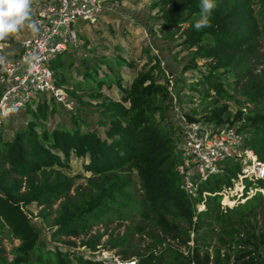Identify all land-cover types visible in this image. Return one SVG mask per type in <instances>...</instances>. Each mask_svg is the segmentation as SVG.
Returning a JSON list of instances; mask_svg holds the SVG:
<instances>
[{"label": "trees", "instance_id": "trees-1", "mask_svg": "<svg viewBox=\"0 0 264 264\" xmlns=\"http://www.w3.org/2000/svg\"><path fill=\"white\" fill-rule=\"evenodd\" d=\"M215 2L212 27L201 31L193 27L199 18L200 0H154L150 7L158 12L153 19L161 22L165 40L172 35L170 27L188 23L179 45L182 50L192 47L195 50L190 52L183 71L199 70L201 79L194 84L201 86V96L206 98L213 90L219 98L206 103L201 112L190 110L184 114L185 118L237 126L245 133L244 146L264 162V75L251 78L248 86L240 88L242 99L234 98L225 89L227 75L240 79L248 74L247 60L256 55L264 18L260 24L251 0ZM62 53L51 63L57 85L64 88L71 100L79 102L81 111L85 105L93 106L97 121L87 120L85 114L66 111L71 126L61 122L50 128L47 125L55 115L56 105L51 106L44 96L35 107L27 105L25 124L16 127L10 137H5L3 132L11 127V122L7 127H0V236L6 234L19 241L12 249L11 261L0 250V264H115L113 260L74 251L71 247L76 244L61 237L86 235L93 225L134 218L140 222L129 227L122 237L112 238L105 244L110 249L123 248L118 254L120 261L264 264V195L261 192L264 193V178L244 177L246 199L223 209L219 192L232 187L240 173L238 163L225 162L223 172L201 182L198 197L189 199L176 170L180 156L172 121H165L173 97L159 61L137 72L126 85L120 76L111 72L109 64L108 73L101 77L97 73L101 61L86 64L79 71L85 82H92L88 93V98L96 101L92 104L84 100L86 89L78 93L79 82L76 88H68L62 74L64 65L57 61ZM197 58L214 61L208 73L200 71L195 62ZM119 62L127 64L121 58L117 59V65ZM161 79L164 81L160 82ZM112 81L120 92L117 99L102 91V86L110 88ZM178 81L183 83L184 78L177 79L175 86ZM190 89L195 90L192 86ZM220 99L231 100L236 110L232 112L228 103ZM72 159H82L83 171L90 174L84 179V185L77 181L80 175L69 174ZM250 187L257 190L248 197ZM72 188L74 192L69 194ZM202 192H207L205 200ZM202 200L206 203L205 209L196 211L195 203ZM57 201L55 217L51 218L52 206ZM31 206L40 207L38 216L51 227V239L68 245L69 249L47 245L40 227L32 222ZM144 223L151 226L148 235L160 248L157 250L153 245L144 253L128 252L129 233L144 232ZM152 230L162 236L154 235ZM191 232L193 243L189 245ZM100 237L101 234L91 235L81 245L94 252ZM167 237L182 244L186 253L170 245L162 247ZM213 237L216 244L211 255L208 247Z\"/></svg>", "mask_w": 264, "mask_h": 264}, {"label": "rangeland", "instance_id": "rangeland-1", "mask_svg": "<svg viewBox=\"0 0 264 264\" xmlns=\"http://www.w3.org/2000/svg\"><path fill=\"white\" fill-rule=\"evenodd\" d=\"M153 1L154 0H102L103 4L106 5V8L96 20L89 22V20L78 19L75 23H73L72 26L80 37V45L77 49H68L63 52L57 58V61H60L64 65L62 74L65 76L68 88H76L79 82L81 91L78 90V93H81L83 89H86L87 91L84 96V100L95 104L96 101L94 99L88 98V93L92 90L90 87L92 82H85L79 71V69L83 70L86 64L91 65L92 61H101L102 63L98 64L97 71L100 77L108 73L109 64L112 68L111 72L120 76L122 83L126 85L131 82V79L137 74V72L142 69H149L158 60L160 70L164 73L165 77L169 79V83L167 84L168 88L171 85L170 81L173 83V88H171V92L173 93L171 96L173 99L168 105L165 121H172V129L174 131L173 135L175 138V145L177 146L180 138L179 135H181L179 132V126L183 115L188 113L190 110L201 112L203 111V107H205L206 103L219 98L213 90L209 91L206 98L201 96V86L194 84L199 82L201 79L199 70L187 69L183 71L190 52L195 50V47L182 50L181 44L179 45L183 38V30L187 28L188 23H182V26L181 24H177L176 26L170 27L172 35L169 39L165 40L166 32L163 28H160L161 22L153 19V17L158 15V12L150 7ZM251 1L254 13L258 17L259 23L262 24L261 18H264L262 16L264 15V2L261 3L259 0ZM28 28L29 27L25 26L18 33L10 35L5 40L0 41V44L4 45L6 48L7 55L11 56L20 50L21 41L28 35ZM118 58L125 60L127 64L119 62L117 65L116 61ZM247 61L250 63V69L248 74L243 78L236 79V77H232L230 75L226 76L225 89L234 98L242 99L239 91L240 88L248 86L251 78L254 77V79H259L262 75H264V30L258 40L256 55L254 58L251 57ZM195 62L200 71L204 73H208L207 69H209L211 64L214 63V61L201 58H197ZM128 63L133 65H129ZM110 75L112 78V74ZM180 77L184 78L183 83L178 81V85L175 86V81H177ZM163 81V79L160 80V82ZM227 83H230V86ZM191 86L195 90H191ZM232 87L234 90H232ZM102 91L104 94L112 97L113 99H117L120 95L119 89L114 81L111 82L110 88L105 85L102 86ZM44 96L46 101L50 103L51 106L56 105L54 112L55 115L51 117L52 119L47 125L50 128L61 122H65L71 126L72 123L69 115L66 114V111L85 114L87 120L94 122L97 121V114L93 112V106L90 107L85 105V109L81 111L82 108H80L81 105H79V102L77 103V101L72 100V107L67 108L65 106H61V103L58 104L49 93H46L45 95L43 93H36L34 98L30 99V101L25 104V106L16 115H13L6 120L3 126L7 127L6 125L10 121L11 127H7V129L3 132L5 137H10L16 127L25 124L26 118L24 111L27 105L35 107L38 100L40 101ZM219 101L227 102L232 112L236 110V106L231 100L227 101V99H220ZM246 105L250 107L252 106L249 103ZM86 111H89V113ZM81 164L82 159H72L70 162L71 168L69 174L70 176L80 175L81 178L77 179V181H79V184L84 185V179L89 177L90 174L83 171ZM241 187L242 186L239 181H237L234 182L231 189L224 191L220 199L221 208L225 209L226 207H232L238 202L244 201L245 198L239 197L243 192L240 191ZM73 192L74 189L72 188L69 194H72ZM254 192L255 191L249 193L248 196L253 195ZM58 203L59 201L54 203L52 206L51 218L55 217V210ZM205 207L206 203L201 206L202 210H204ZM39 210L40 207L31 206L29 213L32 217V222L40 227L42 237L46 240L47 245L49 247L59 245L63 249H69L70 247L68 245L61 244L60 242H56L51 239L52 229L47 222L43 221L42 218L38 216ZM258 221V224L260 225V217H258ZM137 222H140L139 218L126 221H113L106 225H93L90 227V230L86 235H80L78 237L62 236L61 238L73 241L76 246L73 248L71 247V249L74 251H79L88 256H96L99 259L113 260L117 263L120 258V255L118 256V254L123 248L116 247L110 249L105 247V244H107L112 238H120L125 235L127 229L132 227V225ZM144 225H146V223H144ZM150 228L151 226L146 225L145 231L142 233H129L127 244L128 252L144 253L147 252L153 245H156L157 250L160 248L148 235L150 234ZM151 233L162 236L159 231L152 230ZM95 234H101V237L99 244L96 246V251L92 252L87 247L82 246L81 242ZM165 239L166 240L162 247L170 245L174 249L178 248L180 251H186V248L182 244H178L177 240H171L169 237ZM192 239L193 233L191 232L190 241L188 242L189 245L193 243ZM209 243L210 246L208 247V250L212 255V246L216 244L215 237H213ZM18 244L19 241L17 239H11L6 234L1 235V255H3L8 261H11L14 257L12 249Z\"/></svg>", "mask_w": 264, "mask_h": 264}, {"label": "built area", "instance_id": "built-area-1", "mask_svg": "<svg viewBox=\"0 0 264 264\" xmlns=\"http://www.w3.org/2000/svg\"><path fill=\"white\" fill-rule=\"evenodd\" d=\"M31 8L29 23L35 22L36 30L28 28V35L21 41L20 50L10 56L6 54L4 45L0 44V127L36 93H49L63 106L72 107L73 101L64 88L56 83L51 63L60 53L77 49L80 45V37L73 23L78 19L93 22L104 12L106 5L102 0H33ZM171 85L168 89L173 95ZM179 132L181 135L176 149L180 161L176 170L190 200L198 197L201 182L223 172L225 162L239 164L240 173L234 182L239 181L241 192L244 191V177L264 178V162L259 161L254 152L244 146L245 133L239 131L237 126L203 118L188 120L183 115ZM232 187H225L219 193L223 195L225 190ZM256 190L250 187L247 193L249 195ZM206 195L207 192H202L204 200ZM239 197L244 198L243 192ZM204 200L195 203L196 211L202 210Z\"/></svg>", "mask_w": 264, "mask_h": 264}, {"label": "clouds", "instance_id": "clouds-1", "mask_svg": "<svg viewBox=\"0 0 264 264\" xmlns=\"http://www.w3.org/2000/svg\"><path fill=\"white\" fill-rule=\"evenodd\" d=\"M32 3L33 0H0V41L18 33L25 26L36 30L35 22L29 23ZM215 8V0H200L199 18L193 25L195 31L212 27L211 15Z\"/></svg>", "mask_w": 264, "mask_h": 264}]
</instances>
